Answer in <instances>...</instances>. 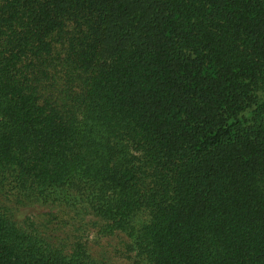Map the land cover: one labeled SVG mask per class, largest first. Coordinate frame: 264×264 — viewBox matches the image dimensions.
Instances as JSON below:
<instances>
[{
	"label": "trees",
	"instance_id": "16d2710c",
	"mask_svg": "<svg viewBox=\"0 0 264 264\" xmlns=\"http://www.w3.org/2000/svg\"><path fill=\"white\" fill-rule=\"evenodd\" d=\"M0 196V264H264V0H0Z\"/></svg>",
	"mask_w": 264,
	"mask_h": 264
},
{
	"label": "rangeland",
	"instance_id": "374dc122",
	"mask_svg": "<svg viewBox=\"0 0 264 264\" xmlns=\"http://www.w3.org/2000/svg\"><path fill=\"white\" fill-rule=\"evenodd\" d=\"M0 202L8 207L13 215L14 220L19 225H24L27 222H34L38 226H48L52 228L54 225H48L47 220L50 214H56L57 209L38 204L22 205L16 203L13 197L8 199L5 196H0ZM58 237L64 238L66 234L62 230H58L55 226ZM90 253L101 264H141L135 258V254L130 251L129 241L125 236L112 235L102 236L94 230L87 240Z\"/></svg>",
	"mask_w": 264,
	"mask_h": 264
}]
</instances>
